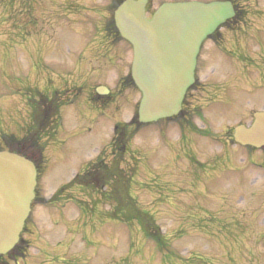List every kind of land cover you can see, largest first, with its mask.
Masks as SVG:
<instances>
[{"label":"rangeland","instance_id":"1","mask_svg":"<svg viewBox=\"0 0 264 264\" xmlns=\"http://www.w3.org/2000/svg\"><path fill=\"white\" fill-rule=\"evenodd\" d=\"M114 1L0 0V148L3 136L25 137L23 146L41 158L21 235L27 248L2 261L264 264V148L232 140L235 127L264 111V0H194L231 1L243 12L240 23L202 44L184 100L191 127L146 125L120 159L113 142L141 95L121 85L130 47L105 30ZM184 1L193 0H149V16ZM100 86L109 93L104 105L93 101ZM40 101L51 114L32 142L31 103ZM98 158L120 173L133 207L159 229L164 253L136 221L111 220L114 203L83 186Z\"/></svg>","mask_w":264,"mask_h":264},{"label":"water","instance_id":"2","mask_svg":"<svg viewBox=\"0 0 264 264\" xmlns=\"http://www.w3.org/2000/svg\"><path fill=\"white\" fill-rule=\"evenodd\" d=\"M146 4L147 0H125L113 15L121 38L132 48L130 76L141 93L137 117L142 124L180 112L185 92L194 84L203 41L235 15L228 1H191L162 4L148 21ZM233 140L264 148V112L253 115L250 127H236ZM35 179V167L28 159L0 152V256L18 243L34 199Z\"/></svg>","mask_w":264,"mask_h":264},{"label":"trees","instance_id":"3","mask_svg":"<svg viewBox=\"0 0 264 264\" xmlns=\"http://www.w3.org/2000/svg\"><path fill=\"white\" fill-rule=\"evenodd\" d=\"M122 1L123 0L116 1L115 7H117V5L120 4ZM242 14L243 12L236 8V16L231 23L236 24V22H240L239 20L241 19ZM108 24H109L108 27H110V29L115 30L112 17L110 18ZM121 85L124 88L133 87L132 80L130 79L129 75L125 76L121 80ZM37 105H36L37 116L41 114V117L40 116L37 117L35 116L36 114H34L35 130L31 135H29L28 138V140H32V142L36 139V135H38L39 130L45 125L46 121L48 120V117L51 114L50 108L40 110L39 108L41 103H38ZM129 127L133 128V131H131L130 134L127 133ZM137 128H138V124L136 118H134L131 123H129L128 125H126L125 127L119 130L120 137L117 138L114 142L112 141L113 145H115L118 159L121 158V154L125 150L126 143L132 138V134L135 133ZM25 141L26 138L23 139L21 142H16V140L13 137H6V136H3L1 140L3 147L13 152H20L21 145ZM37 155H34V157L31 156L30 158V160L33 161L36 169H38L41 163V158L39 157V153ZM92 166H93L92 173L90 174L88 172L86 175L83 176L85 183V184L83 183V186L88 190L93 191L96 194L98 193L100 196L103 195L102 199H104L109 204L114 203L115 210L110 215V218L112 220L122 222L126 226H129L130 223L136 221L137 225L139 226V230L143 234L144 238H146L148 241L153 243L155 248L157 247L156 249H158V251L164 253L166 247V240L162 236H160L159 229L154 225H152V221L150 219H146L144 215L138 214L137 210L133 207L132 203L130 202V197H128L127 192L124 189L125 187L122 185L121 177L119 175L120 173L118 174L116 169L114 167H110V165L104 166V163L101 158H98L97 161ZM106 189L107 191L103 193V190ZM26 248L27 246L25 245V242L20 240L18 245L15 247V249H13L9 253V255H7V257L12 260L17 257H21L24 249ZM2 259L3 257L0 258V264H5V262H3Z\"/></svg>","mask_w":264,"mask_h":264},{"label":"flooded vegetation","instance_id":"4","mask_svg":"<svg viewBox=\"0 0 264 264\" xmlns=\"http://www.w3.org/2000/svg\"><path fill=\"white\" fill-rule=\"evenodd\" d=\"M217 39H219L218 38V36H217V34L216 35H214V36H212L211 37V40L212 41H216ZM195 79H196V76H195ZM195 88V84H194V86L191 88V90L190 91H188L187 93H191L192 92V89H194ZM186 93V95L185 96H187L188 94ZM96 96V95H95ZM97 97V99H105L104 97H98V96H96ZM185 108V104L183 103L182 104V109H184ZM189 115H188V113H187V111H185V112H183V113H181L179 116H177V119L178 120H180V121H182L183 123H184V125H186L187 127H191V124H190V122H189ZM248 149H250V148H248ZM21 151V153L23 154V155H25L26 157H29V158H31V156L32 157H34V155L31 153V151L30 150H28V149H25V148H23V149H20Z\"/></svg>","mask_w":264,"mask_h":264},{"label":"bare ground","instance_id":"5","mask_svg":"<svg viewBox=\"0 0 264 264\" xmlns=\"http://www.w3.org/2000/svg\"><path fill=\"white\" fill-rule=\"evenodd\" d=\"M33 104L31 103V110L32 111H34V112H36V107L35 106H32ZM262 112H264V111H262ZM37 136V135H36ZM31 208H32V205L30 204V212H31ZM30 214V213H29ZM6 256V254L5 255H1L0 257H5Z\"/></svg>","mask_w":264,"mask_h":264}]
</instances>
